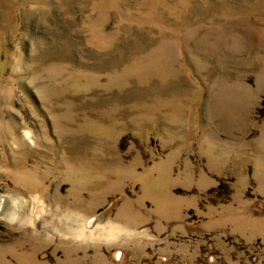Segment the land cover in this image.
I'll return each instance as SVG.
<instances>
[{"label": "rangeland", "instance_id": "obj_1", "mask_svg": "<svg viewBox=\"0 0 264 264\" xmlns=\"http://www.w3.org/2000/svg\"><path fill=\"white\" fill-rule=\"evenodd\" d=\"M0 264H264V0H0Z\"/></svg>", "mask_w": 264, "mask_h": 264}, {"label": "bare ground", "instance_id": "obj_2", "mask_svg": "<svg viewBox=\"0 0 264 264\" xmlns=\"http://www.w3.org/2000/svg\"><path fill=\"white\" fill-rule=\"evenodd\" d=\"M2 197V196H1ZM8 214V213H7ZM11 216V215H10Z\"/></svg>", "mask_w": 264, "mask_h": 264}]
</instances>
